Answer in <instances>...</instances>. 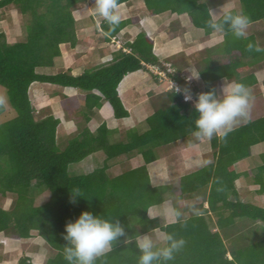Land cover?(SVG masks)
Returning a JSON list of instances; mask_svg holds the SVG:
<instances>
[{
	"label": "trees",
	"instance_id": "trees-1",
	"mask_svg": "<svg viewBox=\"0 0 264 264\" xmlns=\"http://www.w3.org/2000/svg\"><path fill=\"white\" fill-rule=\"evenodd\" d=\"M83 1L0 0V11L13 6L23 18L24 29L29 26L24 37L14 42L0 30V85L6 88L10 110L14 112L12 117L0 122V197L9 193L14 196L10 209L0 206V244L10 243L8 252L11 253L13 250L18 252L22 242L25 253L17 264H68L64 259L65 225L75 221L83 211H89L104 218L119 219L133 238L140 235L139 226H143L144 232L153 233L159 227L183 237L185 246L168 264H264V226L257 227V237L248 242L243 240L245 234L241 232V223L245 220L264 222V204L240 198L235 169V163L250 154L252 144L264 141V117L234 128L224 140L214 136L211 139L214 160L179 178L180 199L175 201L176 207L184 198H194L190 193L200 191V196L196 197L200 201L194 198L192 204L199 214L192 210L190 216L181 219L185 222L183 227L181 223L160 224L157 218H149V208L162 203L169 195L163 193L162 188L151 186L145 165L115 177L108 174L106 165L89 173L72 171L73 164L101 149L105 150L108 159L130 149H139L149 163L158 157L154 149L157 146L177 145L191 135L195 136V120L199 115L194 105L184 101L182 94L168 90L166 106L149 115L146 119L148 129L134 133L129 144H108L105 126H100L95 134L86 126L71 137L67 145L61 144L57 136L60 120L50 111L37 112L30 95L32 83H57L85 90L90 109L101 104L100 97L94 94L99 91L111 103L116 117L123 118L128 111L118 94L119 83L126 74L145 69V63L159 61L153 53V41L141 34L132 43L130 51L116 55L114 62L107 66L77 76L71 72H38L39 67L53 65L61 55L62 43H76V32L72 30L76 23L73 10ZM124 1L119 0V3ZM241 3L244 14L251 21L264 20V0H241ZM201 14L193 15V19L207 28L206 20L211 18L209 11L204 9ZM122 25L120 23L115 31H110L103 19V28L111 35H116ZM249 42L259 44L257 35L252 33L247 39H236L230 32L226 34L223 48L229 54V61H205L199 69L206 92L215 89L212 83L225 75L235 77L248 87L252 85L254 80L250 82L241 75L243 67L247 66L245 59L260 54L264 57V52L247 51ZM177 73L178 70L173 76L187 88L188 82ZM191 91L196 94L197 89ZM189 104L190 113H183ZM6 111L7 106L0 108V115ZM193 147L197 145L194 143ZM189 149L185 146L182 151L190 154L197 151ZM255 171V179L261 185L258 192L263 193L264 161ZM126 177L127 180L133 178L132 182L144 189L131 198L134 203L127 199V192L121 193ZM73 188H78L82 194L75 197V203L71 202ZM44 189L50 192L49 200L36 205L34 192L41 193ZM259 228L263 232H259ZM35 230L45 239L44 247L53 252L44 263L34 260L38 251L32 252L33 249L28 250L25 246L30 243L26 239L36 235ZM228 240H231L230 244ZM18 243L20 245L16 246ZM138 255L135 243L126 245L121 239L96 264H137Z\"/></svg>",
	"mask_w": 264,
	"mask_h": 264
},
{
	"label": "crops",
	"instance_id": "crops-1",
	"mask_svg": "<svg viewBox=\"0 0 264 264\" xmlns=\"http://www.w3.org/2000/svg\"><path fill=\"white\" fill-rule=\"evenodd\" d=\"M219 1L220 4L216 5L218 1L215 0H126L119 3L121 24H123L122 28L116 35H111L103 28V18L97 14L94 0H85L79 3L73 10L76 23L72 27V30L75 29L76 32V43H62L60 45L61 55L54 60L53 65L39 67L37 70L45 74L71 72L75 76L81 75L85 71L96 70L114 62L116 55H119L124 49H130L132 43L141 34H145L147 38L153 41L154 55L162 62L173 63L179 71L177 73L179 77L183 75L186 78V76H191V73H199V79L195 78L194 80L198 89L196 86L191 85L193 82L186 85L187 89L191 91V89L195 88L197 91L206 92L204 80L200 75L199 69L205 61H219V59L222 62L229 61V54L223 48L226 35L214 32L212 29L206 28L198 22L196 23L193 15L201 16V12L207 9L209 14L212 12L219 18L224 8L232 9L235 12L242 11L244 13L241 0ZM213 2L214 4H211ZM16 21L19 23V29L22 35L19 36L16 34L13 36L12 34L6 33L10 42L18 41L23 37V29L20 26L21 19L18 20L16 18ZM249 33L248 31V36L250 35ZM246 65L243 67L244 69L241 75L246 76L250 82L254 80L249 87L252 96L255 99L263 98L264 101V58L263 63L259 67H254V64H248L247 62ZM225 78L227 81H236L235 77L229 78L226 75L222 76L219 80H215L212 86L218 94ZM166 84L156 79L147 68L126 74L118 85V94L128 111V115L123 118L116 117L111 103L101 96L99 91L93 92L100 97L101 104L92 109L86 104L87 91L74 86L35 81L30 87V95L36 105L37 112L41 110L50 111L60 120L57 128L58 140H60L61 135H65L64 138L67 135H71L70 138L76 136L86 126L94 134L99 131L100 126H105L108 131V144L118 142L129 144L134 133L137 132L140 134L148 129L146 119L155 112V107L151 106V97L155 94L158 97L165 95L168 92L166 90ZM77 111L78 115L75 118L71 114H75ZM80 113L86 117L85 122H82L79 118ZM261 117H264V108L262 111H255L254 115H251L248 121ZM248 121L243 122L246 123ZM144 123H146V126H143ZM238 126L236 125L234 128ZM181 143L183 148L185 146L189 148L190 144L196 143L197 149H193L195 147L191 149L197 151L195 154H190L189 151L185 152L186 154L181 159L184 161L185 166L180 169V172L177 171V166H174L175 164L169 159L166 153H164L165 155L163 154L165 158L158 159L157 157V159L147 163L144 156L141 155V158L136 149H130V151L120 153L110 159L107 158L105 150L101 149L91 153L78 164L81 165L83 161L95 160L100 157L104 159L101 160L100 167L106 165L108 167L107 171L113 170L114 173L117 171L121 173L123 171L118 170L120 164H125L127 169L130 168L129 171L145 165L148 170L151 186H156V184L164 186V189L167 191L166 193L169 195L162 203L151 206L148 212L159 216L157 219L160 221V224H167L171 218H165L164 212L169 207H176L175 204L177 202L173 201V197L179 195V178L201 169L206 161L211 162L214 160L208 139L197 140L195 138L192 141L187 139ZM167 147H170V144L165 147L164 151ZM263 156L264 141H261L252 144L250 146V154L235 163V169L238 173L236 184L239 182L242 183L244 180L248 182L249 177L251 179V182H248L250 184L248 187L249 191L246 190L250 194L249 196L245 194L246 196H243V200L253 201L252 197L261 198L264 196V192H258L261 185L255 179V169L263 163ZM255 161L256 165H251ZM171 162L173 167L172 172L169 167V163ZM244 163L247 168L242 167ZM165 164L169 167L167 172L161 168V166L165 167ZM91 166L89 164V167ZM81 173L89 172L84 171ZM174 177L177 179V184H174ZM238 180L240 181L238 182ZM238 189L240 192L239 187ZM193 199L187 201L184 198L181 202L182 204H178L182 212L181 219L187 218L192 213L191 205L195 202ZM138 228L141 232L140 235L147 233L149 235L156 234V230L165 232L159 227L154 229L153 233L142 231L143 226H139ZM33 238L26 239V241H32ZM20 243L21 246L18 248V252L23 253V244L22 242ZM20 243L16 244V246L20 245ZM9 245L10 243L7 245L4 242L0 244V264H17L19 257L23 255H14L15 250L11 251V253L8 252V249H10ZM38 254L39 251L35 256ZM40 257L38 255L37 259Z\"/></svg>",
	"mask_w": 264,
	"mask_h": 264
},
{
	"label": "clouds",
	"instance_id": "clouds-1",
	"mask_svg": "<svg viewBox=\"0 0 264 264\" xmlns=\"http://www.w3.org/2000/svg\"><path fill=\"white\" fill-rule=\"evenodd\" d=\"M94 2L97 14L108 24L110 31H115L121 23L119 0H94ZM210 16L207 27L214 32L225 35L230 32L236 39L248 38L251 20L242 11L235 12L224 8L219 18L212 12ZM246 47L249 52H264V47H260L259 44L249 42ZM157 63H162V61L159 60ZM146 68L151 72L147 66ZM175 69L177 72L176 67ZM181 78L185 79L184 76ZM193 78L198 79L199 73H191V76L186 79ZM169 90L173 94L182 93L184 101L194 105L196 112L199 113L195 120L196 131L194 132L198 139L211 140L215 136L224 140L238 122L247 121L250 115L253 96L251 89L242 82L227 81L225 78L219 94L212 89L199 93L195 100H193L190 89H182L172 83ZM6 106L7 98L0 95V108ZM207 163L206 161L205 164ZM71 192V202L75 203V197L82 196V194L78 188L71 189ZM191 207L198 215L199 212L195 206ZM148 216L150 219L159 217L150 212ZM164 217L171 218L169 223H181L182 227L185 226V222L181 220L182 212L179 207L167 208ZM65 232L64 239L67 243L64 248V259L68 264H96V261L105 257L112 250L114 243L121 242V239L126 245L135 243L139 252L137 264H168L169 261L175 259V254L181 251L186 244L183 237L159 230H156L155 237L147 233L138 234L133 238L119 219L104 218L93 215L89 211H83L75 221L68 222L65 225Z\"/></svg>",
	"mask_w": 264,
	"mask_h": 264
},
{
	"label": "rangeland",
	"instance_id": "rangeland-1",
	"mask_svg": "<svg viewBox=\"0 0 264 264\" xmlns=\"http://www.w3.org/2000/svg\"><path fill=\"white\" fill-rule=\"evenodd\" d=\"M215 1H218L216 5L220 4L219 0H215ZM211 4H214V2L211 3ZM7 8L8 9H6V10L2 9L0 11V30H3L7 34H12L13 36H15L16 34L19 35V36L22 35V32L19 29V23H18V21H16V18H17L18 20L21 19L20 26L23 29V34H26V31L28 30L29 26L25 27L26 29H24L23 18L21 16V14L18 13V11L13 6H10V7H7ZM25 18H27V16ZM251 22L252 23L250 24V27L248 28V31L250 32L249 34H252V33L256 34L258 42H259V46L260 47H264V20L251 21ZM23 37H24V35H23ZM263 58L264 57L261 56V54L258 55L256 58H254V56L252 55V56L246 58V62L248 64H250V63L252 65L254 64V67H259V65L261 63H263ZM187 77H189V76H186V78ZM194 80H195V78L193 80L191 79L190 83L193 82L191 85L196 86V88L198 89L196 83H194ZM200 80L202 81V79H200ZM200 80H199V82H200ZM166 90H169V89L166 88ZM0 95L5 96L7 98V111L5 113H3L2 115H0V122H2L4 120L12 117L14 112L12 110H10L11 106H10V102H9L8 92H7L6 88L3 87L2 85H0ZM151 101H152L151 102V106H154L155 107L154 108L155 111H158V110L161 109V107H165L166 106L167 97H166V95H163L162 97H158L155 94L154 96L151 97ZM263 108H264L263 98H258V99L253 98L252 101H251L250 115H249L248 120L251 118V115H254L255 111H257V112L262 111ZM71 115H73L76 118V116L78 115V111L75 114H71ZM79 118L81 119L82 122H85V118L86 117H84L82 115V113L79 114ZM242 123H244V122L240 121L236 125L240 126V125H242ZM143 126H146V123H144ZM70 136L71 135H67V137L64 138L65 135H61V138H60L59 142L61 144H63V145H65V144L67 145L69 143ZM195 138H197V137L191 135L188 140L192 141V139H195ZM208 142H209L208 144L211 147V140H208ZM181 144L182 143L177 144V145H170V147H167L165 151H164V149H165V147L167 145L157 146L156 148H154L155 149V153L158 155V159L159 158H163L164 155H165L164 153H166L169 156V159L172 160L173 163L175 164L174 166H177V168H178L177 171L178 172H180V169L184 168V166H185L184 161H182L181 159H182V156H184L186 153L185 152L183 153L182 150H184V148H183V146ZM185 144H188V143H185ZM192 147H193V145L190 144L189 148L191 149ZM193 149H197V148L195 147ZM208 150H209V148H208ZM138 153H139L140 157L142 158L141 155H143L142 154L143 152L141 153L140 150L138 149ZM210 157H211V155H210ZM101 160H104V159L98 157L95 160L90 159V160H87V161H83L81 165L78 164V163H75V164L72 165L71 169H72L73 172H76V173H79V172L81 173V172H84V171L90 172L93 169L97 168L98 166H101V162H102ZM89 164H91L92 166L89 167ZM251 165H256V161L251 163ZM169 167H170L171 172H172V168H173L172 167V162L169 163ZM169 167L166 164H165V167L161 166V168L163 170H166V172H167V170H169ZM242 167L247 168V166H245V163H244V165L242 164ZM118 170H123V171H121V173H118L119 171L114 173L113 170H108V174L110 176H112V177L119 176L120 174L124 173L125 171H129L130 168L127 169L125 164H120V166L118 167ZM178 174H181V173H178ZM169 175H171V174H169ZM263 175H264V173H263ZM127 176H129V175H127ZM123 180H122V182H123ZM132 180L134 181L133 178H131V180H127V177H126V180H124L125 186L123 187L121 193H126L127 192V194H128L127 199L129 201H131L132 203H134V199H131V198L133 196L134 197L137 196V194H139L140 190H144V189L140 188L139 185L134 183V182H132ZM239 181L240 180H238V182ZM248 182H251L250 177L248 178ZM248 182H246L244 180V182L242 181V183L241 182L237 183V186L240 188V198L241 199H243V196H246V195L249 196V194H250V192H247V191H249L248 187L250 185ZM174 184H177V179L175 177H174ZM156 186L159 187V188H162V192L163 193L167 192L165 189H163L162 186H160L158 184H156ZM111 188H109V189H111ZM245 191H246V193H245ZM34 193L36 195V197H35V204L36 205H41V204H43V203H45V202H47L49 200L50 192L47 189H44L41 193H39L38 191H35ZM191 194L192 193H190V196H193L195 199L200 201L199 198H196V197L200 196V191L199 190L198 191L195 190V192H193L192 195ZM251 194H254V193H251ZM13 199H14V196L11 193L7 194L6 197H0V206H2L3 208H6V209H10L11 206H12V203H13ZM178 199H180L179 195L178 196L176 195V196L173 197V201H176ZM187 199L190 200L191 198H187ZM195 199H193V200L195 201ZM252 200H253L254 203L264 204V196H262L261 198L260 197H257V198L252 197ZM259 226L263 227L264 226V222L259 220V221H255L253 223L250 220H245V222L241 223V232L243 234H245V239H243V240L248 242L253 237L256 238L257 235H258V233H256V229ZM33 232L36 234L35 235L36 237H34L32 239V241H30V243L26 244L25 246L29 250L33 249L32 251H39L38 255H40L41 257L39 259H37L38 258V255H37V256L34 257V260L36 262H38V263H44L46 258L49 257L51 254H53V252L50 250V248L44 247V245H46L45 239L42 236H40L36 230L33 231ZM259 232H263V230L259 228ZM150 235H153L155 237V234H150ZM228 242L230 244L231 240L230 241L228 240ZM37 244L38 245L42 244V246L39 247V246H37ZM38 248H39V250H38ZM24 253H19V252L15 251L14 255H21V254H24Z\"/></svg>",
	"mask_w": 264,
	"mask_h": 264
},
{
	"label": "built area",
	"instance_id": "built-area-1",
	"mask_svg": "<svg viewBox=\"0 0 264 264\" xmlns=\"http://www.w3.org/2000/svg\"><path fill=\"white\" fill-rule=\"evenodd\" d=\"M126 51H130V49H125ZM146 66L151 70V72L156 75L161 82L167 83V89H171L172 83L175 85L180 86L182 89L184 87L180 84L179 80L176 79L173 74L175 73L176 69L170 62H162V63H145ZM185 80L190 83L191 81L186 79ZM201 93L200 91L196 92V95L192 94L193 100L196 99L197 95ZM182 94V93H181ZM183 95V94H182Z\"/></svg>",
	"mask_w": 264,
	"mask_h": 264
},
{
	"label": "water",
	"instance_id": "water-1",
	"mask_svg": "<svg viewBox=\"0 0 264 264\" xmlns=\"http://www.w3.org/2000/svg\"><path fill=\"white\" fill-rule=\"evenodd\" d=\"M190 110H191V105L189 104L185 109L182 110V112L184 113V112L189 111L190 113Z\"/></svg>",
	"mask_w": 264,
	"mask_h": 264
}]
</instances>
